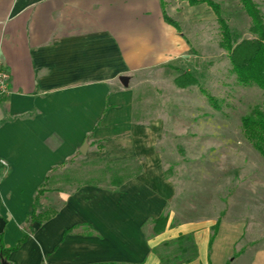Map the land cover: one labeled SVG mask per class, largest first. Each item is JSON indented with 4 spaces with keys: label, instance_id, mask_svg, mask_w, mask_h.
Here are the masks:
<instances>
[{
    "label": "crops",
    "instance_id": "crops-1",
    "mask_svg": "<svg viewBox=\"0 0 264 264\" xmlns=\"http://www.w3.org/2000/svg\"><path fill=\"white\" fill-rule=\"evenodd\" d=\"M189 46L182 28L165 22L161 0H0V59L11 85L0 103V241L12 249L23 240L9 264H160L154 248L192 234L191 264H264V239L246 236L234 251L219 227L210 249L219 221L171 226L147 207L151 196L142 210L135 195L94 185L37 197L55 169L130 123L132 76L176 65ZM50 200L60 201L53 211ZM46 212L49 220L32 221ZM149 215L153 230L154 219L169 220L150 239L140 221Z\"/></svg>",
    "mask_w": 264,
    "mask_h": 264
},
{
    "label": "rangeland",
    "instance_id": "rangeland-1",
    "mask_svg": "<svg viewBox=\"0 0 264 264\" xmlns=\"http://www.w3.org/2000/svg\"><path fill=\"white\" fill-rule=\"evenodd\" d=\"M162 1L168 16L181 24L191 51L176 65L132 76L127 85L130 123L113 125L117 128L113 140L89 142L86 155L51 175L46 188L55 197L94 185L121 197L135 195L139 210L151 196L147 207L151 205L154 215L167 214L171 226L219 221L222 236L236 240L235 251L246 236L264 239V157L241 128L245 115L254 108L264 110V91L237 81L220 47L218 21L209 6ZM214 1L222 7L235 44L254 37L252 20L240 0ZM254 2L264 18L263 0ZM187 71L218 108L198 86L181 87L190 82L183 77ZM44 204L52 205L53 211L60 201ZM152 217L140 220L149 239L154 236ZM227 238L221 246L228 254Z\"/></svg>",
    "mask_w": 264,
    "mask_h": 264
},
{
    "label": "trees",
    "instance_id": "trees-1",
    "mask_svg": "<svg viewBox=\"0 0 264 264\" xmlns=\"http://www.w3.org/2000/svg\"><path fill=\"white\" fill-rule=\"evenodd\" d=\"M185 1H187L190 6L205 4L213 10L216 15V20L218 21L219 34H221L220 47L226 51L229 62H231V71L237 77V81L242 86H256L264 91V18H262L260 9L254 0H240L246 14L252 20L250 31L253 33L254 37L252 39L242 40L239 44L234 43V34L231 31L228 20L223 18L221 5L214 0ZM161 7L163 8L165 22L174 26L180 33V24L168 16L165 3L162 0ZM183 77L188 78L190 82L183 84L181 86L182 88H186V86L189 85L198 86L208 102L218 108L215 99L208 91L201 87L196 77L188 72L184 73ZM241 128L247 141L262 157H264V110L260 107L254 108L249 114L245 115L242 119ZM66 165L67 164H62V166L55 169V171L61 170L62 167ZM49 179L50 177L46 179V185ZM113 180L114 185L119 184L115 179ZM46 185L38 191V199L48 191L46 190ZM52 215V212H46L38 217L36 214H33L31 219L32 221L36 219L47 221ZM153 221L154 232L158 234L164 231L169 220L167 215H163ZM219 225L220 224L217 223L212 228L213 234L209 241L210 249H212L211 246L218 234ZM1 236L2 235H0V239ZM22 242L23 240L15 248L5 249L2 241H0V263L5 261L9 264V253L12 250L18 249ZM154 252L159 257L160 264H191L198 257V247L196 246L193 234L180 235L176 240L166 241L160 247L154 248ZM226 264H231V260Z\"/></svg>",
    "mask_w": 264,
    "mask_h": 264
},
{
    "label": "built area",
    "instance_id": "built-area-1",
    "mask_svg": "<svg viewBox=\"0 0 264 264\" xmlns=\"http://www.w3.org/2000/svg\"><path fill=\"white\" fill-rule=\"evenodd\" d=\"M11 93L10 85V74L6 71L2 60L0 59V103L5 100ZM0 165L5 167L7 166L6 161H0Z\"/></svg>",
    "mask_w": 264,
    "mask_h": 264
},
{
    "label": "water",
    "instance_id": "water-1",
    "mask_svg": "<svg viewBox=\"0 0 264 264\" xmlns=\"http://www.w3.org/2000/svg\"><path fill=\"white\" fill-rule=\"evenodd\" d=\"M86 147H87V145L85 144L83 149H81V152L84 154L86 151ZM5 225H6V223H5L4 219L0 217V234H2L4 232V230L6 228ZM2 264H7V263L5 261H3Z\"/></svg>",
    "mask_w": 264,
    "mask_h": 264
}]
</instances>
